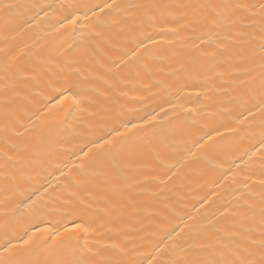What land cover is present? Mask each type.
<instances>
[{
	"label": "bare ground",
	"instance_id": "1",
	"mask_svg": "<svg viewBox=\"0 0 264 264\" xmlns=\"http://www.w3.org/2000/svg\"><path fill=\"white\" fill-rule=\"evenodd\" d=\"M261 4L0 0V252L264 264Z\"/></svg>",
	"mask_w": 264,
	"mask_h": 264
},
{
	"label": "snow or ice",
	"instance_id": "2",
	"mask_svg": "<svg viewBox=\"0 0 264 264\" xmlns=\"http://www.w3.org/2000/svg\"><path fill=\"white\" fill-rule=\"evenodd\" d=\"M106 7H111V5H106ZM260 7L264 9V4H261ZM74 17L69 20V23L74 21ZM261 53H264V44L261 45ZM261 67L264 68V56L261 57ZM262 79H264V72H262ZM56 103L57 105L64 103L65 101H70L71 103L75 104L78 103L77 97L73 94L71 90V86H61L60 88L56 89ZM264 106V105H262ZM135 127V125H133ZM117 136L122 135V133L117 132ZM211 139V137H209ZM113 140L110 138L108 140L101 139V146L104 144H112ZM264 147V145H261ZM87 155V153H85ZM73 230H79L81 232L89 231V226L87 224H80L75 223ZM41 231H48V229H42ZM67 231V229H66ZM14 246L11 243H7L3 247V251L0 252V264H13V261L10 258L5 257V253H9ZM60 264H81V262L71 259L70 257L64 259L60 262Z\"/></svg>",
	"mask_w": 264,
	"mask_h": 264
}]
</instances>
